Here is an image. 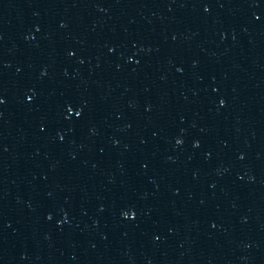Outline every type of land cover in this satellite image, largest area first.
Instances as JSON below:
<instances>
[{
    "label": "water",
    "instance_id": "obj_1",
    "mask_svg": "<svg viewBox=\"0 0 264 264\" xmlns=\"http://www.w3.org/2000/svg\"><path fill=\"white\" fill-rule=\"evenodd\" d=\"M0 98V264H264V0H0Z\"/></svg>",
    "mask_w": 264,
    "mask_h": 264
},
{
    "label": "snow or ice",
    "instance_id": "obj_2",
    "mask_svg": "<svg viewBox=\"0 0 264 264\" xmlns=\"http://www.w3.org/2000/svg\"><path fill=\"white\" fill-rule=\"evenodd\" d=\"M3 103H4L3 98H0V104H3ZM221 103L223 104L224 102L221 101ZM68 111H69V112H72V111H73V108H72L71 106H69V107H68ZM81 114H82V113L79 112V111L75 113V115H77V116H80ZM178 143H180V141H178ZM125 215L127 216L128 213H125ZM132 218H135V213H132Z\"/></svg>",
    "mask_w": 264,
    "mask_h": 264
}]
</instances>
